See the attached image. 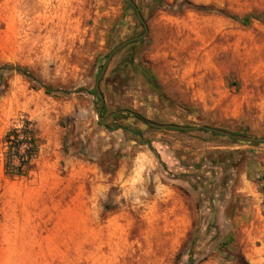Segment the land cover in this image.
<instances>
[{
	"label": "rangeland",
	"instance_id": "374dc122",
	"mask_svg": "<svg viewBox=\"0 0 264 264\" xmlns=\"http://www.w3.org/2000/svg\"><path fill=\"white\" fill-rule=\"evenodd\" d=\"M131 1L98 122L133 8L0 0V264H264V143L141 122L264 137V0Z\"/></svg>",
	"mask_w": 264,
	"mask_h": 264
},
{
	"label": "water",
	"instance_id": "95a60500",
	"mask_svg": "<svg viewBox=\"0 0 264 264\" xmlns=\"http://www.w3.org/2000/svg\"><path fill=\"white\" fill-rule=\"evenodd\" d=\"M126 2L133 8L134 13H135L138 21L143 25L144 31L137 36H133V37H130L124 41H121L120 43L115 45L113 48H111V50L106 55L105 60L102 64L100 70L98 71L96 78H95V81H94V91H95L97 97L99 98V103H98V106L96 109V118H97L98 122H103L115 114L125 113V114H129V115H133V113L128 111V110H116L114 112L109 113L104 118H100V111H101V106H102V97H101V94H100L99 89H98L99 79H100L102 73L104 72L106 65H107L109 59L111 58L112 54L116 50L121 48L123 45H125L126 43L142 38L146 32L145 25L142 22L141 16H140L137 8L134 6V4L132 3L131 0H126ZM146 124H148L149 126H151L153 128H159V129H174V130H184V131L201 129L205 132H209V133L216 134L218 136L226 137V138H229V139L234 140V141L248 142V143H264V137H262V136L256 137V136H247V135H242V134H235V133H231V132L226 131V130H222V129H218V128H212V127L203 126V125L182 126V125H176V124H161V123H155V122H147Z\"/></svg>",
	"mask_w": 264,
	"mask_h": 264
},
{
	"label": "trees",
	"instance_id": "16d2710c",
	"mask_svg": "<svg viewBox=\"0 0 264 264\" xmlns=\"http://www.w3.org/2000/svg\"><path fill=\"white\" fill-rule=\"evenodd\" d=\"M5 69L30 78L28 72H26L23 68L9 66ZM30 79L34 80V78ZM45 89L48 91V88ZM141 122L147 123L144 119H141ZM4 142L6 143L4 153L6 170L9 167H11L12 170H18L21 166L26 165L31 159L33 155L32 137L30 129L24 125V122L19 130L15 128L10 129L4 135ZM13 161L16 162L15 165L13 164Z\"/></svg>",
	"mask_w": 264,
	"mask_h": 264
}]
</instances>
